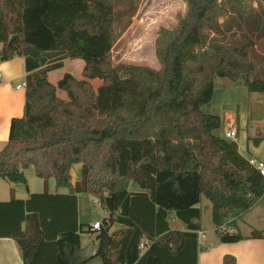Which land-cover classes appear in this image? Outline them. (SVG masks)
<instances>
[{"label": "trees", "instance_id": "trees-1", "mask_svg": "<svg viewBox=\"0 0 264 264\" xmlns=\"http://www.w3.org/2000/svg\"><path fill=\"white\" fill-rule=\"evenodd\" d=\"M182 1L176 26L155 39L156 70L112 66L121 16L113 0H0V63L26 62L24 111L10 123L0 179L26 186L31 166L44 184L69 191L19 201L12 190L0 203V238L17 243L23 264L82 262L80 234L90 227L83 232L77 223L81 193L106 214L94 255L104 264H197L194 220L203 196L220 243L243 239L220 229L264 197V178L215 135L220 117L201 107L217 77H243L250 93L264 94V73L249 76V52L264 38V0ZM73 59L84 62L83 80L64 74L52 85L47 73ZM94 79L102 82L97 89ZM76 164L83 171L72 185ZM130 178L141 192L125 188ZM172 218L185 232L172 228ZM114 225L120 229L110 233Z\"/></svg>", "mask_w": 264, "mask_h": 264}, {"label": "crops", "instance_id": "crops-1", "mask_svg": "<svg viewBox=\"0 0 264 264\" xmlns=\"http://www.w3.org/2000/svg\"><path fill=\"white\" fill-rule=\"evenodd\" d=\"M178 5L182 8L183 13L181 14H184L186 11L185 3L180 0ZM73 60H77L75 62L79 63L80 71L78 75H71L68 72L64 74H70L77 80H83L81 72L84 62L79 59ZM73 60H63V66L60 69L64 68L66 61L73 62ZM25 68L26 62H24L22 57L0 63V152L8 142L11 121L13 119H21L23 115L26 88L17 90L16 86L26 81ZM152 68L158 70L159 66ZM60 69H56V71ZM56 71L47 73V80L50 74ZM60 78L57 79V82ZM89 82L93 86L94 83H100L101 81L94 79ZM51 84L56 85L54 83ZM101 84L102 82L98 84L97 88ZM212 94V100L203 105L201 111L208 115L220 117L221 124L215 135L228 142H233L238 147V153L244 160L257 159L264 163V94L250 93L247 89L246 79L243 77L238 78L233 83L217 77L214 80ZM57 96L66 100L65 94L63 96L57 94ZM225 132H235V137L233 139H225ZM24 170L27 179L26 186L11 185L0 179V203L11 200L12 190H14L13 198L19 201L27 200L32 194H41L45 189L51 195L69 193L66 188L60 187L57 189L52 180H48L44 184L43 179L36 177L35 170L31 166ZM82 171L81 164L71 167L72 185L81 179ZM128 191L141 192L138 187L135 189L131 188ZM79 195H76L77 223L82 227V231L85 232L90 226H85L80 222ZM200 204L198 205L199 209ZM198 221L194 220V223L199 226V231L197 232L199 244L197 264H264V197L260 198L257 204L247 212L233 218L221 227L220 233L238 234L243 238L240 242L220 243L215 230L211 238L204 239V236H198V233L202 234ZM237 221H240L241 224L237 225ZM171 223L172 228L185 232V226L177 220L172 218ZM174 223L181 225V228L179 226L175 228ZM25 228L26 224L24 223L22 225L23 232ZM119 229V226L114 225L110 233ZM86 234H93L95 241L92 242L93 245L91 247L89 246L90 244L84 247L81 241L79 254L82 262L79 264H104L100 257L94 256L98 244V240H96L97 232L90 234L86 232ZM254 234L257 235L255 236ZM143 243L145 244V242ZM146 249V247H142L141 252L144 253ZM0 264H23L20 249L11 238H0Z\"/></svg>", "mask_w": 264, "mask_h": 264}, {"label": "rangeland", "instance_id": "rangeland-1", "mask_svg": "<svg viewBox=\"0 0 264 264\" xmlns=\"http://www.w3.org/2000/svg\"><path fill=\"white\" fill-rule=\"evenodd\" d=\"M180 0H113L115 11L121 16L116 25V43L111 50L112 66L116 67L120 64H131L136 66L158 67L159 64L154 56L155 39L162 28L172 29L176 26L177 15L182 12L181 6L178 5ZM250 66L252 73L249 74L250 79L260 78L264 73V38L249 52ZM77 61V60H75ZM66 61L64 68L51 73L48 80L56 84L57 79L65 72L71 75H78L80 66L78 62ZM81 62V61H80ZM66 64V65H65ZM101 83V82H100ZM94 83L93 88H97L98 84ZM57 94L63 96V92ZM125 188L130 190L136 188L135 181L127 179ZM141 190V189H139ZM200 230L202 236L211 238L214 235L215 226L211 218V203L204 196L200 200ZM80 205V222L85 226H92L96 221H101L106 214L100 204L94 203V199L88 194L81 193L79 195ZM241 222L237 221V225ZM180 227L178 223H174V227ZM181 228V227H180ZM255 236L257 234H254ZM82 245L90 247L95 241L93 234L88 235L82 233L80 235ZM204 241V240H202ZM92 243V244H91Z\"/></svg>", "mask_w": 264, "mask_h": 264}, {"label": "built area", "instance_id": "built-area-1", "mask_svg": "<svg viewBox=\"0 0 264 264\" xmlns=\"http://www.w3.org/2000/svg\"><path fill=\"white\" fill-rule=\"evenodd\" d=\"M20 88H26V82H21L19 85L16 86L17 90H20ZM235 137V132H225L224 138L225 139H233ZM248 165H250L252 168H254L258 174L264 178V163L262 161H259L257 159H249L247 160ZM94 203L99 204V201L97 199L94 200ZM101 222L96 221L92 226L89 228L90 233H96L97 231H100L101 228ZM198 236H202V234L198 233Z\"/></svg>", "mask_w": 264, "mask_h": 264}, {"label": "water", "instance_id": "water-1", "mask_svg": "<svg viewBox=\"0 0 264 264\" xmlns=\"http://www.w3.org/2000/svg\"><path fill=\"white\" fill-rule=\"evenodd\" d=\"M14 39V37H11V40H13Z\"/></svg>", "mask_w": 264, "mask_h": 264}]
</instances>
